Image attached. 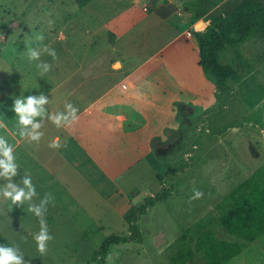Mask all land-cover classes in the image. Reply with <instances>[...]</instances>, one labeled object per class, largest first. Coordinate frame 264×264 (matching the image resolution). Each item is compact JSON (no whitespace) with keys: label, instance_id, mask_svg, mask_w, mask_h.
I'll return each mask as SVG.
<instances>
[{"label":"rangeland","instance_id":"1","mask_svg":"<svg viewBox=\"0 0 264 264\" xmlns=\"http://www.w3.org/2000/svg\"><path fill=\"white\" fill-rule=\"evenodd\" d=\"M134 1L93 0L81 9L77 0H0V104L5 106L0 107V112L11 107L13 95L41 91L36 85L56 84L63 73H74V80L79 82L97 75L92 65L108 63L116 54L115 35L121 36L117 40L119 46L124 37L137 35L136 49L144 50L146 35H139L138 29L148 17L143 11L148 0H139L137 5ZM242 2L226 0L199 27L209 26L213 19L232 16ZM208 9V5L200 3L195 16L184 18L196 22ZM37 35H42L43 41L36 40ZM186 41L190 42L187 38L174 42L158 58L166 67L161 70L164 86L177 87L170 73L184 80L180 100L173 99L180 108L192 101L194 70L200 60ZM44 45L54 48L58 59L52 61L46 53L42 54L41 60L49 61L53 67L45 76L37 77L35 62L27 59V48ZM157 49L152 45L147 49L148 55ZM222 61L235 67L246 85L232 83V91L218 96L210 91L209 99L214 97L216 103L203 113L199 111L194 121L190 119L193 115L185 120L186 113L180 109L179 135L168 151L164 148L159 156L154 153L155 160L152 157L153 161L147 160L145 168H141V177L131 185L139 190L136 197L127 192V184L121 181L120 187L128 196L103 199L94 192L73 196L69 188L58 182L54 163L41 165L27 150L26 142L18 144L20 174L30 172L39 184L40 197H51L45 218L53 239L41 256L32 239V233L39 229L38 219L27 211V205L10 209L8 201H0V243H17L31 264H101L102 245L112 236L129 237L140 208L149 200L152 204L137 223L142 240L111 245L106 264H207L200 248L206 235L238 241L226 232L221 219L230 195L238 187L249 180L264 183V39L253 40L239 50L229 48ZM135 64L132 58L130 65ZM4 68L8 72H3ZM197 103L201 107L207 104L200 100ZM6 116L7 129L0 128V133L11 134L15 130L14 113L8 109ZM73 175L68 168L64 176L81 184ZM171 189L169 200L155 201ZM194 190L204 195L191 199ZM243 243L242 253L228 264H264V236Z\"/></svg>","mask_w":264,"mask_h":264},{"label":"crops","instance_id":"2","mask_svg":"<svg viewBox=\"0 0 264 264\" xmlns=\"http://www.w3.org/2000/svg\"><path fill=\"white\" fill-rule=\"evenodd\" d=\"M225 1L145 2L143 11L148 17L138 29L139 35H146L143 42L144 50L139 52L136 49L137 35L124 37V42L120 46L117 40L121 39V36L115 35L113 42L115 41L116 54L112 55L108 63L104 61L92 65L97 75L94 74L92 78L79 82L74 80V73H63L56 84L46 82L45 86L42 83L36 85L38 86L36 88L42 89L50 99V104L46 106L50 112L63 111L64 104L70 102L78 109V120L67 128H56L50 121L45 120L42 129L45 135L39 143L20 140L19 144L26 142L27 150L41 165L54 163L58 176L57 178L53 174L54 178H57L67 190L69 188L73 196L90 192L100 195L103 199L115 198L118 195L128 196L120 187L121 181L124 185L127 184L129 189L127 192H132L136 197L139 190H135L131 185L135 179L141 177L143 173L141 168H145L147 160H155L154 153L159 156L163 154L164 148L168 151L173 139L176 140L178 137L180 109L186 113L185 120L190 118L189 115H193L190 119L194 121L198 118L199 111L203 113L216 103L214 97L209 99L210 91L217 96L220 94L215 81L204 72L199 60L194 70L195 76L190 92L192 101L180 108L179 102H173V99L177 97L180 100L184 80L177 79L175 74L170 73L169 76L177 83V87L172 89L171 84L164 86L161 81V70L166 67L158 58L164 51L172 48L174 42L184 38L189 39L190 42H186L200 58L196 35L198 32H204L208 26L201 28L199 23ZM200 3L208 5L207 12L201 13L196 22L184 18L185 15L195 16ZM134 4H139V0H135ZM145 5H148V11L144 10ZM157 26H161L159 31H156ZM152 45L158 46V49L148 55L147 49ZM244 45L235 49L239 50ZM241 54L240 60L243 58ZM132 58L135 65H130ZM117 60L121 66L114 69L112 65ZM248 68L251 70L250 66ZM75 72H81V69H75ZM39 91L33 90L30 94H39ZM197 100L206 101L207 104L203 107L197 106ZM55 136L60 137L62 147L59 149L48 147ZM188 156L191 157L192 154ZM68 168L75 174L73 177H78V180L82 181L81 184L79 181L73 183L69 177L64 176ZM33 182L39 185L35 179ZM74 198L76 200V196Z\"/></svg>","mask_w":264,"mask_h":264},{"label":"trees","instance_id":"3","mask_svg":"<svg viewBox=\"0 0 264 264\" xmlns=\"http://www.w3.org/2000/svg\"><path fill=\"white\" fill-rule=\"evenodd\" d=\"M92 1L77 0V3L82 9ZM196 38L201 67L215 81L219 92L232 91L231 83L244 87L246 80L242 79L235 67L224 64L222 57L229 48H238L254 39H264V5L260 0H243L232 16L215 19L204 32H198ZM171 192L172 189L155 201L169 200ZM152 202L149 200L140 208L139 215L130 227L129 237L112 236L105 241L99 251L101 264H106L111 245L142 240L137 223ZM221 225L238 241L221 240L206 235L200 243V248L205 252L207 264H228L242 253L243 241L254 242L264 236V183L249 180L238 187L230 195Z\"/></svg>","mask_w":264,"mask_h":264},{"label":"clouds","instance_id":"4","mask_svg":"<svg viewBox=\"0 0 264 264\" xmlns=\"http://www.w3.org/2000/svg\"><path fill=\"white\" fill-rule=\"evenodd\" d=\"M35 39L43 41L44 37L37 35ZM44 53L51 57L52 61L58 59L56 50L48 45L41 48H27V59L29 62H35L37 77L45 76L53 67L49 61L41 60V55ZM120 66L118 60L112 65L114 69ZM2 71L8 72V69L4 68ZM13 96L11 107L8 109L14 113L15 130L11 134L7 131L0 133V180L3 181L0 183V201H8L10 209L12 206L27 205V211L38 219L39 229L32 233V239L35 242L36 251L43 256L48 250V243L53 239L45 218L51 197L49 194L40 197L30 172L25 170L22 175L20 174L16 149L20 140L39 143L45 135L42 131L45 120L50 121L56 128L70 127L78 120V109L72 103L66 102L63 111L50 112L46 107L50 104V99L42 90L39 94ZM0 107L5 106L0 104ZM8 109L0 112V128L2 129H7L6 111ZM10 135L13 139H10ZM16 137L19 139H15ZM48 147L61 148L60 137H53ZM203 195V192L194 190L191 199H200ZM37 199L39 202H36ZM25 257L26 253L17 243H0V264H31V261L26 260Z\"/></svg>","mask_w":264,"mask_h":264},{"label":"built area","instance_id":"5","mask_svg":"<svg viewBox=\"0 0 264 264\" xmlns=\"http://www.w3.org/2000/svg\"><path fill=\"white\" fill-rule=\"evenodd\" d=\"M144 10H145V11H148V10H149L148 5H145V6H144Z\"/></svg>","mask_w":264,"mask_h":264},{"label":"water","instance_id":"6","mask_svg":"<svg viewBox=\"0 0 264 264\" xmlns=\"http://www.w3.org/2000/svg\"><path fill=\"white\" fill-rule=\"evenodd\" d=\"M260 2L264 5V0H260Z\"/></svg>","mask_w":264,"mask_h":264}]
</instances>
